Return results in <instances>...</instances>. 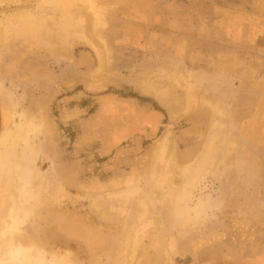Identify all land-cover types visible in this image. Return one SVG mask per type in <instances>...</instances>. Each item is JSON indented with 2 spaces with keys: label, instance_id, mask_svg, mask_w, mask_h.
<instances>
[{
  "label": "rangeland",
  "instance_id": "374dc122",
  "mask_svg": "<svg viewBox=\"0 0 264 264\" xmlns=\"http://www.w3.org/2000/svg\"><path fill=\"white\" fill-rule=\"evenodd\" d=\"M94 1L98 26L83 0L64 12L58 3L0 0V21L24 13L52 19L48 29L31 25L24 36L0 25V80L10 95H0V142L31 112L45 124L25 169V179L44 189L41 208L20 242H31L32 257L42 247L47 264H239L260 252L264 0ZM175 69L189 78L197 99L182 114L172 112L179 101L161 83ZM169 131L168 200L162 213L146 210L153 224L126 241ZM201 160L205 174L185 184ZM119 191H133L121 212L122 204L110 202ZM218 192L222 204L201 213L197 224L190 216L183 236L181 214ZM167 237L175 239L173 248Z\"/></svg>",
  "mask_w": 264,
  "mask_h": 264
},
{
  "label": "bare ground",
  "instance_id": "6f19581e",
  "mask_svg": "<svg viewBox=\"0 0 264 264\" xmlns=\"http://www.w3.org/2000/svg\"><path fill=\"white\" fill-rule=\"evenodd\" d=\"M41 1L43 3L46 2L58 3L60 11L64 12L66 11V9H68V7H70L74 3L75 0H41ZM83 1H86L88 7L93 10L91 11V13L94 12L95 14V26H98V24H100V13H99L100 7L97 6L94 0H83ZM60 16L66 18L67 15L62 14ZM51 20L52 19L47 14L35 16L32 15L31 13H26V14L24 13V14L9 15L8 17L0 21V25L7 23L8 25H11L14 28L15 36H24L25 33L28 34L29 32H31L30 31L31 25H35V27L38 29H43V28L48 29L50 23H52ZM23 40L25 42L24 38ZM176 70L177 69L170 72L166 70V72H168V75H166V80L162 81L161 83L162 86L168 90V93L170 91L171 92L170 94L174 95L173 97H175L179 101V103L177 104L178 105L177 110L174 109L172 112H174L175 114L177 112L179 113L181 112L182 114L190 110V101L194 100L195 93L193 92L192 84L189 83V78L185 77L183 72L181 73L178 70L177 71ZM177 89H181L183 95H181L182 92L181 94L179 92H178L179 94L174 93L177 92L176 91ZM0 95L4 98L6 97L9 98L10 96L9 93L5 89H3L1 80H0ZM30 114L29 116L27 114L26 117L22 116L20 120L17 121L14 131L6 132L0 142V264H47L45 263L44 250L42 247L37 248L36 256L32 257V255H30V252L33 250L31 242L30 244H26V245L20 242V239L24 238L25 233L29 232L32 226H36L35 223H37L36 220L37 210H38L37 208L40 207L39 204H41L42 201L38 198H40L44 193V189H42L37 185H33L30 181H27L25 179L26 178L25 169L27 168L30 162L34 161V156H35V155L33 156V153L35 154V151L33 150L34 149L36 150V148L35 147L33 148L32 139L39 134V131H41L42 126L45 127V124L41 120V115L37 118L33 116L32 112ZM38 119L39 122L37 121ZM169 119H170V115H169ZM147 121L153 124L154 120L151 118V115H147ZM209 143H211L212 145L214 143V139H211ZM37 149H42V148H37ZM40 151L42 152V150ZM172 151H173V138L169 131L165 134L164 141L160 144L158 151L156 152L154 157L155 163L158 167L152 173V177L149 182L152 188L145 191L147 192L146 200L135 203L134 211L132 213L133 216L131 221V230L128 231V234L125 238L126 241L132 239L135 242L139 237V235L145 233L148 227L153 224V219L146 215V210L156 209L160 213H162V209L164 208L165 203L169 197L168 190L170 189H168L169 188L168 183L170 180V175L172 174V170L174 168V161L172 160ZM29 153L31 154L29 155ZM204 161L205 160H201L198 162V164L194 167L195 169L194 173L191 176H189L190 179L188 181H184L185 184H190L192 182L194 183L196 180L201 178L202 175L205 174L206 168L204 165L205 163ZM227 163L223 164L222 170L228 169V166L230 165ZM26 170L29 171V169ZM40 180L41 179H39V181ZM35 186L37 187L36 189ZM132 192L129 191L125 193L123 191L116 192L110 195L111 197H113L110 202H112V200L114 199L118 201L119 204H122L123 207L118 208L119 212H121V210H123L125 206V203L127 202V199L129 198V194H132ZM223 200L224 199L222 193L218 192L217 196H215L214 194L211 196L207 195L199 198L198 201L195 203V206L192 207L193 212H189V210L186 211L183 210L184 212L181 214V217L177 224L179 227H182L184 229V231L180 230L181 232H183V234L185 233L183 236H187V234L190 231L188 228H186V226L189 227V225L185 224L186 220H188L190 216L194 218V223L197 224L201 217V213H204L208 208L217 207L219 204L223 202ZM112 207L114 208L115 206ZM61 221L63 223L65 222L64 219ZM177 225L175 227H178ZM67 230H70V228L69 229L67 228ZM168 237H167L168 246L169 248H173L175 239H173L172 237L170 238ZM59 262L60 261H56L54 263H48V264H59Z\"/></svg>",
  "mask_w": 264,
  "mask_h": 264
},
{
  "label": "crops",
  "instance_id": "0c3cea01",
  "mask_svg": "<svg viewBox=\"0 0 264 264\" xmlns=\"http://www.w3.org/2000/svg\"><path fill=\"white\" fill-rule=\"evenodd\" d=\"M155 99V98H154ZM156 100V99H155ZM157 101V100H156ZM159 103V102H158ZM147 117V116H146ZM151 118L154 120V116L151 115ZM100 119V117L96 118V119H92V121H89V123L91 124L88 128H95V126H97L98 122ZM148 122V121H147ZM126 125H130L132 126V123H128ZM127 128V126H126ZM132 131V129L130 131H128L126 134H124L122 136V138L120 139V141H122V139L126 138L130 132ZM119 141V142H120ZM108 143V141H107ZM118 144V143H116ZM116 144H113V145H108L107 146L109 147L108 149H112V147H114ZM107 149L106 147L104 148V150ZM222 204V203H221ZM220 205V204H219ZM239 264H264V249H262L260 252H257L255 253L254 255L248 257L245 261L239 263Z\"/></svg>",
  "mask_w": 264,
  "mask_h": 264
}]
</instances>
